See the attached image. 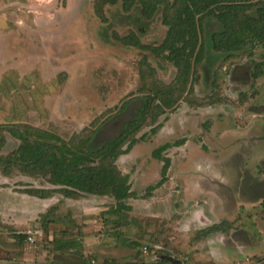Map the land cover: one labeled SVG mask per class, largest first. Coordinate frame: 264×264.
Here are the masks:
<instances>
[{
	"label": "rangeland",
	"instance_id": "rangeland-1",
	"mask_svg": "<svg viewBox=\"0 0 264 264\" xmlns=\"http://www.w3.org/2000/svg\"><path fill=\"white\" fill-rule=\"evenodd\" d=\"M140 4L0 0V157L20 144L5 131L12 124L64 140L98 130L99 142L110 140L136 113L135 105L119 115L126 102L143 91L165 92L162 129L153 134L156 126L145 128L138 135L143 140L118 161L132 184L131 210L115 214L110 197L87 196L68 206L56 194L46 223L67 213L76 219L74 230L83 223L108 241L123 235L141 245L122 242L125 250L111 264H162L165 258L174 264H264V46L226 62L208 57L187 96L161 53L131 45L157 49L167 32L160 16L141 18ZM167 144L172 148L163 156L171 167L164 185L154 189L164 166L154 152ZM33 188L55 189L42 177L15 172L4 178L0 171V264H60L53 238L43 231V203L23 193ZM47 226L59 239L68 233ZM212 227L219 229L208 231ZM14 234L29 239L21 245ZM84 257L87 264L108 261L94 252Z\"/></svg>",
	"mask_w": 264,
	"mask_h": 264
},
{
	"label": "trees",
	"instance_id": "trees-1",
	"mask_svg": "<svg viewBox=\"0 0 264 264\" xmlns=\"http://www.w3.org/2000/svg\"><path fill=\"white\" fill-rule=\"evenodd\" d=\"M138 11L146 22L160 16L167 32L157 49L147 48L136 41L131 45L153 51L158 56L163 55L177 69L178 82L175 86L187 92V96L195 92V84L200 80L198 66L208 57L226 62L237 58L248 48L264 46V0H141ZM116 40L121 42L119 37ZM163 93L143 91L138 97L126 102L119 115L135 105L136 113L110 140L99 142L98 130L85 136H81L83 133L76 134L70 140H64L54 133L30 125L12 124L6 127L5 131L20 144L8 155H1L2 176L8 178L19 172L30 178H44L55 189L33 188L23 192L40 200L52 199L56 194L65 200L74 201L87 196L110 197L116 201L115 214L130 211L131 207L126 202L133 197L132 184L130 177L119 169L118 161L129 155L143 140L138 135L145 128L156 126L152 130L153 134L162 129L158 121L166 114L168 109L165 105L169 103L161 96ZM186 102L190 103L189 100ZM182 143H177L179 145L176 144V147ZM4 145L3 135L0 149ZM170 148L172 145L167 144L154 152V157L164 162L162 180L154 189L163 186L167 180L171 160L163 154ZM47 224H57V221L48 219L47 223L45 221L42 224L43 231L53 236V250L56 253L65 254L76 247L74 240L59 239L56 233L51 234ZM216 229L219 228L212 227L208 231ZM117 237L125 245L129 244L123 235ZM11 238L21 245L28 241L26 234H14ZM129 246L141 248L137 242ZM75 253L82 258L83 263L86 262L87 259L80 252ZM162 264L174 263L163 259Z\"/></svg>",
	"mask_w": 264,
	"mask_h": 264
},
{
	"label": "crops",
	"instance_id": "crops-1",
	"mask_svg": "<svg viewBox=\"0 0 264 264\" xmlns=\"http://www.w3.org/2000/svg\"><path fill=\"white\" fill-rule=\"evenodd\" d=\"M92 197L97 198V199L103 198V197H94V196ZM29 198H32L34 200H39L40 202L43 203L45 207V211H43L41 214H46L53 206L52 205L53 203H51L53 199L40 200L34 197H29ZM87 200L88 199H83L81 201H74V200H66V201H68V206H71L75 204H83V202ZM61 212H64V207H62ZM64 215H66L67 217L63 216V218H60L62 215L58 216L57 219H55L57 221V224H50V225L64 227L63 232L65 233L68 232V233L65 234L63 239L68 240V241L74 240L73 243L75 244L76 247L65 252V254L59 255L58 262L60 264H67V263L68 264H87L86 263L87 261L83 263L82 258L76 255L75 252H80L82 256L84 255L87 256V254H89L90 252H94L97 255L99 254L102 258H106L108 260L106 261L105 264H111L110 263L112 262L111 260H116L118 258L117 252L125 250V247H121L122 241L117 237V235L112 237L113 242L108 241V239L105 236L98 235L97 233L90 234V232L88 231L89 229L83 223L80 226L76 227V229L74 230L72 226H75L76 219L75 218L71 219V217H69L68 216L69 214L67 213H65ZM59 219H63V220H59ZM85 219H83L82 221L85 222ZM110 222L111 220L104 219L103 224L109 225ZM75 231H76V234L73 235L74 234L73 232ZM50 237L52 240L53 236H50ZM71 252H74V253H71ZM68 256H72V258H74L73 259L74 261L65 262V258H67Z\"/></svg>",
	"mask_w": 264,
	"mask_h": 264
},
{
	"label": "water",
	"instance_id": "water-1",
	"mask_svg": "<svg viewBox=\"0 0 264 264\" xmlns=\"http://www.w3.org/2000/svg\"><path fill=\"white\" fill-rule=\"evenodd\" d=\"M166 260H168L171 263H175L173 260H171L170 258H165ZM178 262V261H177Z\"/></svg>",
	"mask_w": 264,
	"mask_h": 264
}]
</instances>
